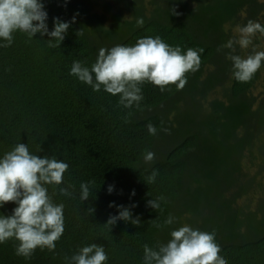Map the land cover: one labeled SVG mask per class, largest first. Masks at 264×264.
I'll use <instances>...</instances> for the list:
<instances>
[{"label":"trees","instance_id":"obj_1","mask_svg":"<svg viewBox=\"0 0 264 264\" xmlns=\"http://www.w3.org/2000/svg\"><path fill=\"white\" fill-rule=\"evenodd\" d=\"M146 1L152 5L148 12L145 0H102L101 11L94 10L98 0H41L49 31L53 18L75 17L60 47H49L47 34L29 38L20 31L13 33L10 46H0V158L17 143H25L32 154L69 165L62 184L46 186L53 202L64 204V232L55 250L37 248L24 258L15 252L18 241L10 239L0 243V264H69L65 257L92 243L104 246L105 264H144L143 246L167 243L170 232L183 223L214 231L228 264H264V198L255 211L235 205L239 189L227 196L221 192L239 177L242 149L251 147L255 136L264 143V103L252 110L245 94L259 70L249 82L233 78L227 58L232 50L222 47L229 38L224 24L255 19L262 4ZM173 7L179 15L172 14ZM239 9L245 10L247 19H241ZM141 18L143 24L138 25ZM79 29L82 36L76 35ZM146 36H159L170 46H180L182 53L204 49L199 70L186 74L182 90L169 84L161 91L145 82L139 107L125 108L119 94L103 87L93 91L70 74L73 61L91 67L100 48L132 46ZM5 43L0 39V45ZM224 82L222 98H212L203 108L200 98ZM182 103L202 110L181 108ZM149 123L157 128L155 135L148 132ZM162 148L161 156L144 162L146 152L156 155ZM153 169L158 175L147 184ZM89 182H94L89 199L82 202L80 185ZM68 185L73 186L72 195H61L59 189ZM159 196L165 197L159 209L148 206L147 201ZM132 204L136 206L130 211L133 218H140L139 226L123 220L111 228L105 223L118 214L117 205ZM16 206L14 202L0 206V215H11ZM88 207L94 208L93 214L88 215ZM213 207L216 212L210 213ZM168 216L175 221L164 225Z\"/></svg>","mask_w":264,"mask_h":264},{"label":"clouds","instance_id":"obj_2","mask_svg":"<svg viewBox=\"0 0 264 264\" xmlns=\"http://www.w3.org/2000/svg\"><path fill=\"white\" fill-rule=\"evenodd\" d=\"M171 12L179 15L175 7L171 8ZM47 18L41 0H0V39L6 41L0 46H10L13 33L20 31L27 33L29 38L37 33L40 36L47 34L48 46L60 47L75 17L71 21L53 18L51 31L46 23ZM137 24L142 25L143 19H138ZM237 31L238 38L230 39L222 47L232 50L227 58L232 61L233 78L239 82H249L264 62V50H257L254 43L257 34L264 36V25L248 20ZM83 34L82 29L76 32L77 36ZM236 45L241 50L251 48V52L245 56L232 54L236 51ZM203 51V48H188L182 53L180 46H170L159 36H146L139 38L132 46L100 48L91 67L81 61H73L70 74L90 85L93 91L98 92L103 87L107 93L119 94V103L125 108H131L134 104L139 107L143 99L141 85L145 82L158 86L161 91L169 84H175L182 90L187 83L186 74L199 70L200 53ZM147 129L152 135L157 133V128L151 123ZM154 159L155 154L151 151L143 157L145 163H151ZM68 168L69 165L63 160L32 154L25 143H17L0 158V206L9 202L17 205L11 215H0V243L15 239L18 241L15 252L24 258H30L37 248L55 250L56 242L64 232V204L54 203L46 186L62 184ZM157 175L158 172L153 169L146 178L147 184L155 182ZM90 183L94 182L80 185L82 202L89 199ZM72 187H62L59 193L71 196L69 188ZM107 191L111 193L113 187L110 185ZM163 200L165 197L159 196L147 201V204L156 210ZM112 206L110 203L109 207ZM135 206L117 205L118 214L110 215L105 223L111 228L118 220H123L139 226L140 218H133L130 211ZM87 212L88 215L93 214L94 208L88 207ZM174 221V217L168 216L164 225H171ZM155 226L161 227L159 224ZM170 237L167 243L158 244L155 248L147 244L143 246L144 264H228L227 259L220 255L221 249L214 231L205 232L184 224L172 230ZM65 259L69 264H105L108 255L104 246L92 243Z\"/></svg>","mask_w":264,"mask_h":264},{"label":"rangeland","instance_id":"obj_3","mask_svg":"<svg viewBox=\"0 0 264 264\" xmlns=\"http://www.w3.org/2000/svg\"><path fill=\"white\" fill-rule=\"evenodd\" d=\"M189 3V0H182ZM257 2H260L262 4V7L260 10H258L253 21L262 22L264 24V0H256ZM102 0H98V4L95 7V11H101ZM152 7L151 4H149L146 0L144 2V12H148L150 8ZM238 15L240 14L241 19H247V13L244 9H239L237 12ZM247 22L244 20H237L234 22V20L230 23V21L225 22L224 28L226 30V33L228 35V40L230 39H236L238 38V27H241L245 25ZM254 43L256 44L257 50H264V36H260L257 34V38L254 40ZM251 52V48L248 50H241L238 45H236V54H239L241 56H245ZM206 66H203L202 74L204 73ZM223 86V87H222ZM227 86V83L224 82V85H218L214 86L211 91H209L204 98H200V101L203 108H206L209 101L212 98H222L224 88ZM247 99L251 98L252 110L257 107L260 101H263L264 103V62H262L261 68L259 69V72H257V78L253 81V84L251 87L245 92ZM189 106V107H188ZM187 107L188 109H191L190 107H193L196 110L198 106H193V104H184L182 103L181 108ZM200 110H202L201 107H198ZM241 132V130H240ZM161 140H159L160 142ZM157 142V141H156ZM156 142L154 144H156ZM164 148L166 146H163ZM162 148L160 154H156L155 157L161 156L163 154ZM250 150V151H249ZM250 152V153H249ZM239 156V167H240V174L237 180L234 181V184H225L223 188L221 189V192L224 196H227L229 192H232L233 190H240L239 194L235 197L234 203L235 205L239 204H245L246 208H249L251 210H257L258 207L256 204L259 203V200H263L264 198V143L259 136H255L254 139H252V146L248 147L247 145L242 149L241 154ZM240 187H239V183ZM218 202V201H217ZM211 204H214L212 201H210ZM216 208H212L210 213L216 212ZM261 213L258 212V214ZM184 225V223H183Z\"/></svg>","mask_w":264,"mask_h":264}]
</instances>
